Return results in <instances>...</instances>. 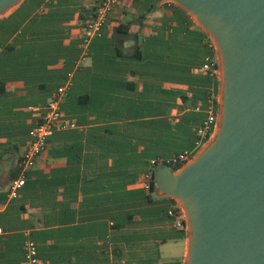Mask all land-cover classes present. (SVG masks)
I'll list each match as a JSON object with an SVG mask.
<instances>
[{
	"label": "crops",
	"instance_id": "1",
	"mask_svg": "<svg viewBox=\"0 0 264 264\" xmlns=\"http://www.w3.org/2000/svg\"><path fill=\"white\" fill-rule=\"evenodd\" d=\"M100 0H18L0 13V264H186L171 196L142 185L150 162L192 149L218 112L208 33L173 0H119L79 61ZM219 59V58H218ZM68 72L56 129L14 198L9 186L41 107Z\"/></svg>",
	"mask_w": 264,
	"mask_h": 264
},
{
	"label": "water",
	"instance_id": "2",
	"mask_svg": "<svg viewBox=\"0 0 264 264\" xmlns=\"http://www.w3.org/2000/svg\"><path fill=\"white\" fill-rule=\"evenodd\" d=\"M173 1L216 43L218 127L178 171L157 166L154 188L185 211L186 264H264V0Z\"/></svg>",
	"mask_w": 264,
	"mask_h": 264
},
{
	"label": "built area",
	"instance_id": "3",
	"mask_svg": "<svg viewBox=\"0 0 264 264\" xmlns=\"http://www.w3.org/2000/svg\"><path fill=\"white\" fill-rule=\"evenodd\" d=\"M119 0H100L93 10L91 18L85 23L82 32L81 47L82 52L79 61L84 60L88 56V47L90 41L102 34V28L105 24L109 13L118 5ZM207 44L210 48L216 49V43L213 37L208 33ZM201 70L208 72L210 75H216L220 72L219 59L212 56H206ZM1 85V84H0ZM72 85V73L66 74L65 81L59 85L54 94L39 108V119L36 124L29 130V142L26 150L19 159V174L12 180L8 196L14 198L18 194V190L24 185L28 170L32 168L41 153L45 150L49 137L56 129L72 128L75 124L64 118L60 109V102L66 92ZM218 127V112L210 111L201 125L197 128V138L192 149H185L168 158H160L150 162L151 169L144 174L142 185L149 189L153 178L154 170L161 164L178 166L175 171L189 163L193 157L204 147L213 137ZM173 207L167 210V215L175 220L176 227H185L186 214L184 209L174 200ZM2 229L0 228V233ZM23 258L20 264H38L39 258L37 254L36 242L31 238L28 230L23 231Z\"/></svg>",
	"mask_w": 264,
	"mask_h": 264
},
{
	"label": "trees",
	"instance_id": "4",
	"mask_svg": "<svg viewBox=\"0 0 264 264\" xmlns=\"http://www.w3.org/2000/svg\"><path fill=\"white\" fill-rule=\"evenodd\" d=\"M0 88H1V86H0ZM177 168H178V166H171V169L173 171H175ZM150 188L151 189H154V181H153V178H152L151 183H150Z\"/></svg>",
	"mask_w": 264,
	"mask_h": 264
},
{
	"label": "rangeland",
	"instance_id": "5",
	"mask_svg": "<svg viewBox=\"0 0 264 264\" xmlns=\"http://www.w3.org/2000/svg\"><path fill=\"white\" fill-rule=\"evenodd\" d=\"M218 113H219V106H218Z\"/></svg>",
	"mask_w": 264,
	"mask_h": 264
}]
</instances>
